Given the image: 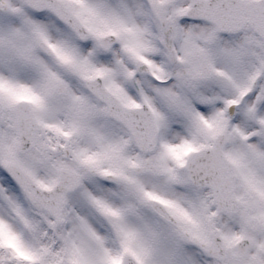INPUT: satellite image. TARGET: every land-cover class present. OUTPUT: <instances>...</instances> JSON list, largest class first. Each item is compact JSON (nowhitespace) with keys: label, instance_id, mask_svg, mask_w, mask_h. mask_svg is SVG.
Instances as JSON below:
<instances>
[{"label":"snow or ice","instance_id":"snow-or-ice-1","mask_svg":"<svg viewBox=\"0 0 264 264\" xmlns=\"http://www.w3.org/2000/svg\"><path fill=\"white\" fill-rule=\"evenodd\" d=\"M0 264H264V0H0Z\"/></svg>","mask_w":264,"mask_h":264}]
</instances>
